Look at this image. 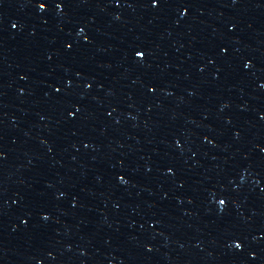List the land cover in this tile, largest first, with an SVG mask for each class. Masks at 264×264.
<instances>
[{
    "label": "water",
    "instance_id": "obj_1",
    "mask_svg": "<svg viewBox=\"0 0 264 264\" xmlns=\"http://www.w3.org/2000/svg\"><path fill=\"white\" fill-rule=\"evenodd\" d=\"M0 264H264V0H0Z\"/></svg>",
    "mask_w": 264,
    "mask_h": 264
}]
</instances>
